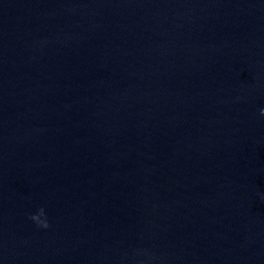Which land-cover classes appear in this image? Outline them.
Returning a JSON list of instances; mask_svg holds the SVG:
<instances>
[{"label":"water","instance_id":"95a60500","mask_svg":"<svg viewBox=\"0 0 264 264\" xmlns=\"http://www.w3.org/2000/svg\"><path fill=\"white\" fill-rule=\"evenodd\" d=\"M262 109L264 0H0V264H264Z\"/></svg>","mask_w":264,"mask_h":264},{"label":"clouds","instance_id":"9594fccd","mask_svg":"<svg viewBox=\"0 0 264 264\" xmlns=\"http://www.w3.org/2000/svg\"><path fill=\"white\" fill-rule=\"evenodd\" d=\"M261 116H264V109H262L261 110ZM32 220L34 221V222H36L37 223V225L39 226V227H41V228H47L48 227V224L46 223V222H41L40 220H39V218L38 217H36V216H33L32 217Z\"/></svg>","mask_w":264,"mask_h":264}]
</instances>
